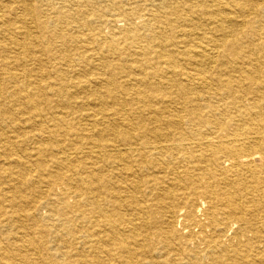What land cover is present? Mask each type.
Returning <instances> with one entry per match:
<instances>
[{
  "label": "bare ground",
  "instance_id": "6f19581e",
  "mask_svg": "<svg viewBox=\"0 0 264 264\" xmlns=\"http://www.w3.org/2000/svg\"><path fill=\"white\" fill-rule=\"evenodd\" d=\"M0 264H264V0H0Z\"/></svg>",
  "mask_w": 264,
  "mask_h": 264
}]
</instances>
